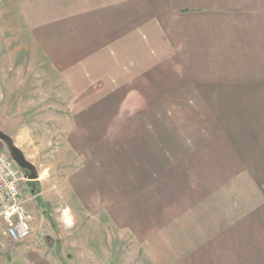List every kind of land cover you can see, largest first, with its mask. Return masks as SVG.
Instances as JSON below:
<instances>
[{
  "label": "crops",
  "instance_id": "obj_1",
  "mask_svg": "<svg viewBox=\"0 0 264 264\" xmlns=\"http://www.w3.org/2000/svg\"><path fill=\"white\" fill-rule=\"evenodd\" d=\"M22 14L13 56L33 63L0 74V132L24 154L64 120L69 146L102 152L87 178L139 202L152 264H264V0H24ZM3 232L0 264H67Z\"/></svg>",
  "mask_w": 264,
  "mask_h": 264
},
{
  "label": "rangeland",
  "instance_id": "obj_2",
  "mask_svg": "<svg viewBox=\"0 0 264 264\" xmlns=\"http://www.w3.org/2000/svg\"><path fill=\"white\" fill-rule=\"evenodd\" d=\"M23 1L0 0V74L33 63L32 56L30 60L24 58V62H17L13 56L17 50L26 48L24 44L28 38L29 31L22 14ZM64 108L65 105L63 117ZM65 122L62 121L60 135L53 126H39V135L24 144L25 158L39 175L34 182L37 185L35 194L25 187L29 179L24 185L34 217L30 238L36 240L39 237L54 245L67 264H152L154 255L144 248L143 243V248L140 247L134 234L133 214L138 213L139 202L118 199L116 185L107 186L87 178V170L101 162L104 155L100 152L93 156L84 147L69 146L63 131ZM55 131L57 135L53 134ZM113 139L114 148L117 140ZM105 179L109 181L111 178ZM106 188L112 192L110 195H107ZM122 206L131 214V219L119 216L117 208ZM65 210L73 219L72 227L64 222ZM7 241L13 247L18 245ZM219 252L217 260L220 255L229 257L228 248L223 247ZM146 259L149 261L145 262Z\"/></svg>",
  "mask_w": 264,
  "mask_h": 264
},
{
  "label": "built area",
  "instance_id": "obj_3",
  "mask_svg": "<svg viewBox=\"0 0 264 264\" xmlns=\"http://www.w3.org/2000/svg\"><path fill=\"white\" fill-rule=\"evenodd\" d=\"M27 177L10 153L0 146V222L4 236L19 244L32 236L34 217L24 191Z\"/></svg>",
  "mask_w": 264,
  "mask_h": 264
},
{
  "label": "water",
  "instance_id": "obj_4",
  "mask_svg": "<svg viewBox=\"0 0 264 264\" xmlns=\"http://www.w3.org/2000/svg\"><path fill=\"white\" fill-rule=\"evenodd\" d=\"M0 146L2 149L5 148L19 167L27 173L26 177L29 181H37L39 179V175L35 167L26 160L25 155L15 146L11 137L3 132H0Z\"/></svg>",
  "mask_w": 264,
  "mask_h": 264
},
{
  "label": "bare ground",
  "instance_id": "obj_5",
  "mask_svg": "<svg viewBox=\"0 0 264 264\" xmlns=\"http://www.w3.org/2000/svg\"><path fill=\"white\" fill-rule=\"evenodd\" d=\"M64 222L68 225V227H71V226H73V219H72V217H71V215H70V213L68 212V210H65L64 211Z\"/></svg>",
  "mask_w": 264,
  "mask_h": 264
},
{
  "label": "flooded vegetation",
  "instance_id": "obj_6",
  "mask_svg": "<svg viewBox=\"0 0 264 264\" xmlns=\"http://www.w3.org/2000/svg\"><path fill=\"white\" fill-rule=\"evenodd\" d=\"M34 180L32 181H29L27 184H26V188L30 190L31 194H35L36 193V190H37V185L34 184Z\"/></svg>",
  "mask_w": 264,
  "mask_h": 264
}]
</instances>
